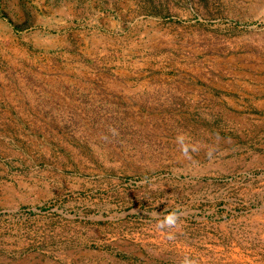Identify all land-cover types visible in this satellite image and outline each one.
Returning <instances> with one entry per match:
<instances>
[{"label":"rangeland","instance_id":"obj_1","mask_svg":"<svg viewBox=\"0 0 264 264\" xmlns=\"http://www.w3.org/2000/svg\"><path fill=\"white\" fill-rule=\"evenodd\" d=\"M186 259L264 264V0H0V264Z\"/></svg>","mask_w":264,"mask_h":264},{"label":"clouds","instance_id":"obj_2","mask_svg":"<svg viewBox=\"0 0 264 264\" xmlns=\"http://www.w3.org/2000/svg\"><path fill=\"white\" fill-rule=\"evenodd\" d=\"M186 139L187 138L185 135L180 134L176 137V143L179 145L183 155L189 157V144L186 143ZM192 151H195V148H193ZM177 221H178V215L175 212H173L171 214L166 215L163 218V220H159L156 226L162 230L171 229L176 226ZM184 264H191V262L186 259L184 261Z\"/></svg>","mask_w":264,"mask_h":264}]
</instances>
